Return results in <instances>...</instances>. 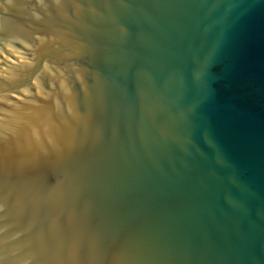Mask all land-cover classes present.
I'll return each mask as SVG.
<instances>
[{
	"label": "water",
	"instance_id": "95a60500",
	"mask_svg": "<svg viewBox=\"0 0 264 264\" xmlns=\"http://www.w3.org/2000/svg\"><path fill=\"white\" fill-rule=\"evenodd\" d=\"M0 264H264V0H0Z\"/></svg>",
	"mask_w": 264,
	"mask_h": 264
}]
</instances>
